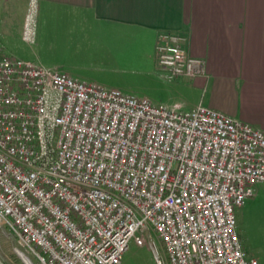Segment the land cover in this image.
<instances>
[{
    "label": "built area",
    "instance_id": "1",
    "mask_svg": "<svg viewBox=\"0 0 264 264\" xmlns=\"http://www.w3.org/2000/svg\"><path fill=\"white\" fill-rule=\"evenodd\" d=\"M38 3L21 40L33 44ZM183 34L163 32L168 80L206 74ZM264 182V133L197 105L153 104L54 68L0 57V226L25 264H120L137 231L156 234L155 264H257L234 208ZM137 243L143 241L135 237Z\"/></svg>",
    "mask_w": 264,
    "mask_h": 264
},
{
    "label": "crops",
    "instance_id": "2",
    "mask_svg": "<svg viewBox=\"0 0 264 264\" xmlns=\"http://www.w3.org/2000/svg\"><path fill=\"white\" fill-rule=\"evenodd\" d=\"M37 3L35 41L39 52L35 54L37 60L31 62L45 66L40 52L47 50L63 60L52 62L59 69L93 60L101 68L112 64L115 69H159L155 52L158 35L183 34L189 55L204 59L206 68L204 76L175 79L187 80L192 88L201 91L199 100L190 108L197 105L211 108L263 129L264 133V0H37ZM16 8L13 0H0V57L13 56L4 49L8 30L14 26L12 17ZM25 8L26 4L21 6V19L16 23L15 30L19 33ZM59 71L70 75L65 70ZM262 202L263 195L249 197L239 206L241 213L253 218V207ZM255 225L256 242L246 246L243 254L255 258L257 264H264V218Z\"/></svg>",
    "mask_w": 264,
    "mask_h": 264
},
{
    "label": "rangeland",
    "instance_id": "3",
    "mask_svg": "<svg viewBox=\"0 0 264 264\" xmlns=\"http://www.w3.org/2000/svg\"><path fill=\"white\" fill-rule=\"evenodd\" d=\"M13 1L17 7L12 17L14 26L11 31L8 30L7 49L4 50L16 58L35 61L37 60L35 54L38 51L36 41L33 44L23 42L21 33L15 30L16 23L20 21L22 15L20 8L24 4L27 5L28 0ZM40 54L43 60L41 62L48 68L65 70L71 77L85 83L97 84L104 88L115 86L117 90L125 94L145 98L153 104L171 105L177 100L182 103L183 109H189L197 103L201 96V91L192 88L189 81L184 79L168 80L160 69H115L112 64L101 68V64L95 60L84 65L75 64L74 66L72 64L68 65L67 69H59L58 65H54V63L63 61L60 57H54L47 50H42ZM260 130L263 131V129ZM257 194L264 196V182L254 186L253 195ZM252 211L253 218H250L245 213L244 215L241 213L239 206L234 208L235 230L239 244L244 247H242V251L247 248L246 246L256 242L255 224L264 218V202L255 205ZM136 236L142 239L141 244L135 240ZM150 243L154 245L156 253L165 258L163 244L156 234L150 233L149 235L147 232L137 231L129 240L120 264H155V252ZM16 249L27 254L12 234L10 227L8 225L0 226V264H25ZM244 256L246 257L245 254ZM31 262L36 264L32 259Z\"/></svg>",
    "mask_w": 264,
    "mask_h": 264
}]
</instances>
